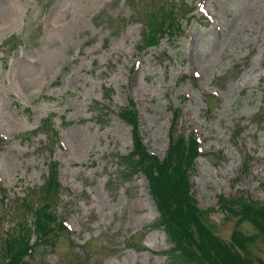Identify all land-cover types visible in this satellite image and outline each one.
I'll return each mask as SVG.
<instances>
[{"label": "rangeland", "instance_id": "1", "mask_svg": "<svg viewBox=\"0 0 264 264\" xmlns=\"http://www.w3.org/2000/svg\"><path fill=\"white\" fill-rule=\"evenodd\" d=\"M160 7L180 27L141 50ZM132 102L160 159L171 133L198 138L192 193L216 235L257 234L218 198L264 203V0H0V245L34 244L26 206L55 161L69 234L35 245L34 264H174L146 178L121 177ZM248 249L264 261L261 238Z\"/></svg>", "mask_w": 264, "mask_h": 264}, {"label": "trees", "instance_id": "2", "mask_svg": "<svg viewBox=\"0 0 264 264\" xmlns=\"http://www.w3.org/2000/svg\"><path fill=\"white\" fill-rule=\"evenodd\" d=\"M165 9L160 7L158 10L162 16H151L146 23L141 50L158 46L166 35H176L179 23L170 14L171 10L167 12ZM119 117L132 127L133 136V151L119 157V162L124 166L121 177L129 179L142 174L146 178L150 195L160 212L155 225L164 228L172 244V249L165 251V254L174 252V264H264L259 258L252 257L248 249L258 239L264 241V203H256L244 195L232 199L219 196L220 207L227 214L238 217V222L250 223L257 230L256 235H247L239 227L232 233L230 242L224 241L207 223V214L198 207L192 193L190 174L195 160L201 155L197 138L193 136L187 140L182 134L171 133L166 156L160 159L151 154L144 143L135 104L132 102L121 109ZM178 117L179 111L176 110L175 120ZM68 125L71 124L68 122ZM32 194L38 196L37 202L29 200L27 205L23 200V204L27 205L35 218L33 232L36 240L34 244L30 243L31 231L29 236L25 231L17 235L7 234L0 245V264H30L26 257H30L34 264L35 245L55 247L59 234H69L53 211L55 200L61 194L57 162L49 164L45 184L38 190H32Z\"/></svg>", "mask_w": 264, "mask_h": 264}]
</instances>
